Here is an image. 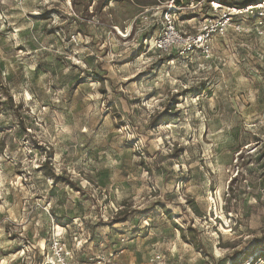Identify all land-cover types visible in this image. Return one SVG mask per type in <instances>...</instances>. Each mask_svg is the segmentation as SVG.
Instances as JSON below:
<instances>
[{"label": "rangeland", "instance_id": "obj_1", "mask_svg": "<svg viewBox=\"0 0 264 264\" xmlns=\"http://www.w3.org/2000/svg\"><path fill=\"white\" fill-rule=\"evenodd\" d=\"M180 2L0 0V264H264V0Z\"/></svg>", "mask_w": 264, "mask_h": 264}, {"label": "built area", "instance_id": "obj_2", "mask_svg": "<svg viewBox=\"0 0 264 264\" xmlns=\"http://www.w3.org/2000/svg\"><path fill=\"white\" fill-rule=\"evenodd\" d=\"M173 3H174L173 0H170V6H172ZM247 9L248 7L246 8V12L249 11ZM233 10L236 11L235 9ZM237 12H240V9H238ZM228 20H229L228 15H224L220 19L221 22L219 23L218 28H214V30L216 31L218 29L220 30V32H223ZM162 25L164 28V34L162 37L155 40V44H156L155 47L158 51H167L173 46H180L182 43H186L187 47H190L188 49H192L191 45L194 42L193 38L192 37L184 38L181 35V31L178 29V25L172 13L170 12L164 13L163 18H162ZM212 32H213L212 30H207L205 34L201 36L203 37L204 40H206L209 38ZM203 39L201 38L197 40V42H201ZM55 248H57V244H55ZM148 257L149 259L147 262L139 263V264H161L162 263L161 256L158 254L152 253V254H149ZM101 264H106V263H101Z\"/></svg>", "mask_w": 264, "mask_h": 264}, {"label": "trees", "instance_id": "obj_3", "mask_svg": "<svg viewBox=\"0 0 264 264\" xmlns=\"http://www.w3.org/2000/svg\"><path fill=\"white\" fill-rule=\"evenodd\" d=\"M72 1L74 2V0H72ZM111 1L130 2V3H133L135 5H140V3L141 4L143 3L142 5H145V6L150 5V3H148V0H104V4L108 5L109 2H111ZM173 2L176 6H180V4H181L180 0H173ZM41 169L43 170V174L46 177L50 178L52 181H56L57 177L54 175L52 168L49 167V161L48 160H46L42 164Z\"/></svg>", "mask_w": 264, "mask_h": 264}, {"label": "bare ground", "instance_id": "obj_4", "mask_svg": "<svg viewBox=\"0 0 264 264\" xmlns=\"http://www.w3.org/2000/svg\"><path fill=\"white\" fill-rule=\"evenodd\" d=\"M258 6L260 7L261 5L259 4V5L255 6V7H254V6H253V7H252V6H250V7H248V9H247V10H250V8H253V9H254V8H259ZM119 33H120V34H122L120 31H119Z\"/></svg>", "mask_w": 264, "mask_h": 264}]
</instances>
